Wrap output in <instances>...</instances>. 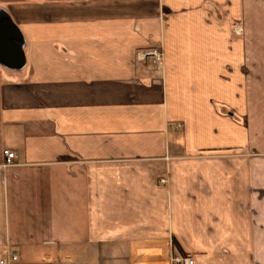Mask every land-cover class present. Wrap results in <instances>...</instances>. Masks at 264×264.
Returning a JSON list of instances; mask_svg holds the SVG:
<instances>
[{
  "label": "crops",
  "instance_id": "obj_1",
  "mask_svg": "<svg viewBox=\"0 0 264 264\" xmlns=\"http://www.w3.org/2000/svg\"><path fill=\"white\" fill-rule=\"evenodd\" d=\"M181 257L264 264V4L0 0V264Z\"/></svg>",
  "mask_w": 264,
  "mask_h": 264
},
{
  "label": "built area",
  "instance_id": "obj_2",
  "mask_svg": "<svg viewBox=\"0 0 264 264\" xmlns=\"http://www.w3.org/2000/svg\"><path fill=\"white\" fill-rule=\"evenodd\" d=\"M239 32V29L238 31ZM137 61H153L154 63L157 64L158 67H160L163 63V52L161 49L158 48H151V49H142L137 52ZM180 128V127H179ZM3 155H4V166L9 167L13 166L14 163L17 160V155L13 151L10 150H3ZM12 261H17L16 256H13ZM175 263L177 264H194V261L191 257H181V258H176ZM1 264H5V262L1 261ZM56 264H61V263H56Z\"/></svg>",
  "mask_w": 264,
  "mask_h": 264
},
{
  "label": "rangeland",
  "instance_id": "obj_3",
  "mask_svg": "<svg viewBox=\"0 0 264 264\" xmlns=\"http://www.w3.org/2000/svg\"><path fill=\"white\" fill-rule=\"evenodd\" d=\"M251 1H252L254 4H262V5L264 4V0H251ZM237 29L240 30V27H237ZM237 29H236V31H235L236 33H237V31H238ZM238 33H239V32H238Z\"/></svg>",
  "mask_w": 264,
  "mask_h": 264
}]
</instances>
